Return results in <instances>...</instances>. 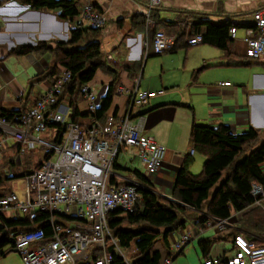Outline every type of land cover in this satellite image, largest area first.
Returning <instances> with one entry per match:
<instances>
[{
	"label": "crops",
	"instance_id": "0c3cea01",
	"mask_svg": "<svg viewBox=\"0 0 264 264\" xmlns=\"http://www.w3.org/2000/svg\"><path fill=\"white\" fill-rule=\"evenodd\" d=\"M78 1L80 9L91 4L108 17L98 39L104 52L112 56L111 64L117 70V76L106 74L100 90L101 103L109 85L115 83L113 103L108 114L120 118L130 111L131 99L127 94L121 93L120 89L124 86L134 88L137 79L140 80V90H165L163 95L153 99L149 105L132 109L134 117L141 114L146 116L147 133L167 147L164 165L154 173L146 170L143 172L137 168L141 163L136 149L125 148L119 159L123 169L140 170L153 182L158 193L171 199L178 173L186 158L193 157L195 164H192L194 167L191 165L190 170L197 173L201 169L197 174L202 172L207 161L204 154L196 156L199 152L194 150L191 139L194 121L212 126L226 124L235 134L243 133L251 126L262 131L264 140V57H245L247 43L244 41L247 33L244 25L253 23V13L256 10L264 13V0H163L162 6L156 10L166 22L176 20L179 11L192 10L206 14L207 19L215 23L231 20L239 26H236L237 38L230 43V51L207 43L190 44L187 48L174 52L175 54L167 52L171 54L161 58L160 73L155 71L157 62L150 61V58L163 54L156 55L154 44L150 47L146 31L137 30L132 24L136 15H145L149 0ZM199 21L196 19L193 23ZM83 24H87L83 12L75 19H63L59 10H36L26 0H0V112L20 110L25 105L26 108L31 107L51 84L49 80L41 79L49 67L54 65L50 53L18 55L15 50L22 46H37L41 42L47 43L49 47H55L61 42L67 43L71 40L72 29ZM150 48L154 53L148 57ZM239 60H243L245 64H238ZM140 61L142 67L139 77H136L126 65ZM224 81H230L232 85H221ZM70 99L71 95L67 94L57 108L65 114L66 123L76 119L81 124H89L92 116L89 114L85 95L78 102L80 113L77 118H74V112L69 106ZM56 132L52 127L43 136L52 138ZM20 149L21 145L13 137L0 132V174L7 182L15 185L19 192L24 188L23 180L30 176H24L27 168L31 170L44 158L41 147L26 150L24 154H21ZM12 163L13 169L10 172L16 171L15 175L6 169ZM196 173L193 174L197 175ZM6 191L7 188H4L0 193L4 194ZM262 209L264 210V201ZM16 213L20 215L15 211L5 215L9 219H15ZM241 217V213L234 214L233 227L224 232L202 228L196 224V220L189 221L186 229L193 231L191 242L194 239L198 241L203 256L201 241L209 240V257L229 259L235 254L236 234L242 232L248 239L253 235L243 226ZM245 222L247 224L248 219ZM2 224L0 219V227ZM258 238L264 241V237ZM194 248L198 252L195 244ZM158 250L165 259L172 255L171 251L168 255L169 250L165 245ZM2 251L6 252L5 255L11 251L17 252L10 246ZM17 254L20 256L18 252ZM183 254H186V248ZM177 257L171 264H179L174 262Z\"/></svg>",
	"mask_w": 264,
	"mask_h": 264
},
{
	"label": "built area",
	"instance_id": "2783aa9c",
	"mask_svg": "<svg viewBox=\"0 0 264 264\" xmlns=\"http://www.w3.org/2000/svg\"><path fill=\"white\" fill-rule=\"evenodd\" d=\"M162 3L163 0H149L145 11L147 28L155 25L152 13ZM82 12L87 24L93 28H104L108 22V17L91 4L85 5ZM253 19V26L247 27L244 37L246 55L249 59H260L264 57L263 11L256 10ZM237 30L235 26L230 28L232 39L237 38ZM175 39L176 36L166 30H158L154 40L155 53H165L175 44ZM202 42L201 34L190 39L191 45ZM71 79L72 72L65 70L16 123L0 118V132L21 145V154L38 147L44 154L40 167L23 180L21 192L7 182L6 193H0V214L11 211L21 215H35L38 211L51 214L48 220L53 232L51 236L44 227L10 233L24 264H83L96 250L101 255L95 264H115L114 253L122 257L121 264H134L128 251L120 247L109 218L117 211L130 212L136 208L141 199L139 188L142 184L133 171L130 175H122L115 164L125 148H132L136 149L140 163L148 173H154L164 165L167 147L147 133L146 116L134 117L132 109L149 105L165 90H140L137 79L134 88L124 86L120 89L131 99L130 111L125 116L109 115L105 122L94 117L87 125L66 123L65 114L53 105ZM220 84L232 85L230 81ZM85 91L89 110L95 112L100 105L99 91L91 84ZM51 123L67 124L60 142L55 141L57 132L52 138L43 136L52 128ZM113 178L116 185L111 184ZM120 182L126 183L119 185ZM252 194L255 204L263 206L264 185L254 184ZM208 217L207 229L224 232L233 227V216L225 219ZM176 233L171 234L172 255L165 259V264H171L172 256L193 239L191 230H182L178 236ZM234 245L235 254L231 258L207 257L204 264H264V245L248 239L242 232L236 234Z\"/></svg>",
	"mask_w": 264,
	"mask_h": 264
},
{
	"label": "trees",
	"instance_id": "16d2710c",
	"mask_svg": "<svg viewBox=\"0 0 264 264\" xmlns=\"http://www.w3.org/2000/svg\"><path fill=\"white\" fill-rule=\"evenodd\" d=\"M36 10L48 9L59 10L63 19H75L83 9L77 4V0H26ZM155 21L153 27L147 28V17L138 14L132 20L137 30L148 32L150 47H153L155 35L158 30L164 29L176 36L175 44L166 51L177 52L181 48L190 45V39L197 34L203 36V42L224 51H230V28L239 26L231 20L215 23L207 19L206 14L192 10L179 11L178 17L172 22L162 20L158 10L152 13ZM200 20L193 23L195 20ZM252 27L253 23L245 24ZM103 28H93L83 24L71 31V40L67 43L61 42L55 47H49L47 43H39L37 46H22L15 50L18 55L27 53L47 52L52 55L54 65L41 79L55 82L63 70L72 72V79L66 84L63 93L56 99L54 108H58L67 94L71 95L69 106L73 110L74 118L79 116L78 102L85 94L87 85L93 83L99 71L107 74H115L117 70L111 64V59L102 49L99 35ZM148 30V31H147ZM86 43L83 47H75ZM151 48L147 56L153 55ZM164 54V53H163ZM162 55V54H156ZM243 57V56H242ZM247 57V55L245 56ZM238 64H245L239 60ZM142 61L126 65L134 76L139 77ZM115 83H111L106 96L103 98L95 112L89 111L92 118L96 117L105 122L109 116L108 112L113 103ZM27 105L20 110H2L0 118L10 123H16ZM74 122H78L76 119ZM56 128L57 138L60 142L63 133L67 130V124H53ZM191 139L195 146L194 150L207 157L203 170L200 174H193L190 170L193 157H187L178 173L173 198H168L155 189L153 182L138 169H131L138 181L142 184L139 188L141 199L136 208L130 212L117 211L109 218V225L114 235L119 239V245L127 251L134 250L132 259L134 264H160L163 254L160 250H153L156 242L163 239L166 248L171 251V234L179 230H185L188 221L196 220V224L206 228L205 224L209 217L230 218L234 214L241 213L243 226L252 232L253 240L264 245L258 236L264 237V210L261 205L255 204L252 194L254 184L264 185V140L262 131L249 127L245 132L235 134L231 127L226 124L218 126L205 125L193 122ZM41 162L29 170L27 168L24 176L34 173ZM115 168L123 169L120 163ZM126 182H120L119 185ZM111 184H117L115 178ZM0 185L6 188L7 181L0 174ZM50 213L38 211L35 215L25 214L15 219H9L5 214H0L3 221L0 227V250L7 245L13 250L14 241L11 239L12 231H30L39 227L46 229L47 235H52L49 224ZM248 222L246 224V220ZM61 220V219H60ZM65 220V219H64ZM239 220V221H240ZM246 224V225H245ZM7 230L2 238V233ZM258 235V236H256ZM209 240L201 241L204 249V258L209 257ZM186 246L172 256V261L185 252ZM109 250L113 252V248ZM6 252H2L4 256ZM99 250L83 264H95ZM167 255V256H168ZM115 264L123 262L122 257L114 253Z\"/></svg>",
	"mask_w": 264,
	"mask_h": 264
},
{
	"label": "rangeland",
	"instance_id": "374dc122",
	"mask_svg": "<svg viewBox=\"0 0 264 264\" xmlns=\"http://www.w3.org/2000/svg\"><path fill=\"white\" fill-rule=\"evenodd\" d=\"M77 4L79 5L80 2L78 1ZM147 35V34H146ZM86 43H81V44H78L76 45L75 47L79 48V47H83L85 46ZM184 50V49H182ZM171 53H166V54H163L162 56H154V57H151L150 58V61H155L157 62V66L155 68V71L157 72H161V67H162V60L161 58H164L166 55L167 56H170ZM175 54V53H174ZM165 55V56H164ZM112 59V58H111ZM151 66H149V69H150ZM147 69V68H146ZM65 70L62 71V73L64 72ZM106 72H103V71H99L96 78L94 79V81H92L93 83H91V85H93L94 87H96L99 91V94H98V99L100 98V90L102 89V86H103V80L106 76ZM231 81V80H230ZM232 83V82H231ZM65 104L64 105H67L66 102H64ZM146 130H147V124H146ZM123 155V154H122ZM121 155V156H122ZM198 155H202L201 153L197 154L196 156ZM131 164V162H128ZM14 163H12L11 165H8L9 167L6 168L8 169V171L10 172V169H13L12 166H13ZM195 164V161L193 163V165ZM132 165V164H131ZM192 165V167H194ZM141 171L145 172V168L142 167L141 165L138 164V167ZM3 171V170H2ZM201 171V169H199V171H197V173H199ZM119 172L122 174V175H130L132 173V171H129L127 169H120ZM6 173H7V170H6ZM17 172L14 171V170H11L10 174H13L15 175ZM193 173H196V172H193ZM196 173V174H197ZM12 214V213H11ZM18 216H22L21 214L18 215L17 213L15 214ZM1 219V218H0ZM189 223V221H188ZM187 230V229H186ZM182 233V230H179L177 231L176 233V236H178V234ZM195 241L194 242H191L189 243L187 246H186V254L184 255H179L177 257V259L174 261L176 263H179V264H204V256H203V251L202 249L199 247V244H198V241H196V239H194ZM194 244L197 246V249H198V252L196 251V249L194 248ZM164 245V241L163 239H159L153 250H158V249H162V246ZM9 246V245H7ZM6 246V247H7ZM4 247V248H6ZM3 248V249H4ZM1 249L0 252H3ZM133 253H134V250H131V251H128V256L129 258L133 261L132 257L133 256ZM0 264H24L21 256H18L17 252H14V251H11L9 252L7 255H1L0 253ZM160 264H165V258L162 260V262Z\"/></svg>",
	"mask_w": 264,
	"mask_h": 264
},
{
	"label": "water",
	"instance_id": "95a60500",
	"mask_svg": "<svg viewBox=\"0 0 264 264\" xmlns=\"http://www.w3.org/2000/svg\"><path fill=\"white\" fill-rule=\"evenodd\" d=\"M7 233V230H5L3 233H2V238L4 237V235H6Z\"/></svg>",
	"mask_w": 264,
	"mask_h": 264
}]
</instances>
